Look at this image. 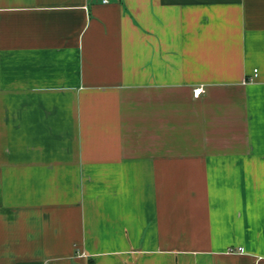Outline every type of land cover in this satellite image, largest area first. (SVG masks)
Segmentation results:
<instances>
[{
    "label": "crops",
    "instance_id": "crops-1",
    "mask_svg": "<svg viewBox=\"0 0 264 264\" xmlns=\"http://www.w3.org/2000/svg\"><path fill=\"white\" fill-rule=\"evenodd\" d=\"M0 264H264V0H0Z\"/></svg>",
    "mask_w": 264,
    "mask_h": 264
},
{
    "label": "built area",
    "instance_id": "built-area-1",
    "mask_svg": "<svg viewBox=\"0 0 264 264\" xmlns=\"http://www.w3.org/2000/svg\"><path fill=\"white\" fill-rule=\"evenodd\" d=\"M102 3H103V4H107V0H102ZM193 92H194V96H195V98H199L201 95H203V94L205 93L203 88H197V89H195ZM230 252H236V253H238V254H241V253H243L244 251H243V248H240V249H238V250H236V251L231 250Z\"/></svg>",
    "mask_w": 264,
    "mask_h": 264
}]
</instances>
